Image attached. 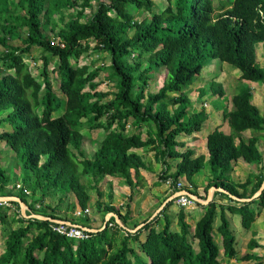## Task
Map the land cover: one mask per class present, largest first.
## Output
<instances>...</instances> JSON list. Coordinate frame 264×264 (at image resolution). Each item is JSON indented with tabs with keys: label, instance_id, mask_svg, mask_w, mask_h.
Listing matches in <instances>:
<instances>
[{
	"label": "trees",
	"instance_id": "1",
	"mask_svg": "<svg viewBox=\"0 0 264 264\" xmlns=\"http://www.w3.org/2000/svg\"><path fill=\"white\" fill-rule=\"evenodd\" d=\"M154 2L0 0V112L7 114L3 121L9 124L0 132V146L5 144L13 152L8 168L0 162V197H19L29 207L30 216L41 213L34 204L43 203L53 188L63 197L73 195L85 212L91 200L86 176L94 180V189L108 176L135 189L140 171L150 169L151 157L142 154L148 149L156 161L163 162L158 185L169 177L174 183L187 180L198 196L191 181L208 166L211 177L205 192L216 187L247 198L252 180L236 183L232 172L239 159L263 163L264 171L259 149L264 140V116L253 102V89L245 85L264 84V66L257 60V46L264 43V0H166L160 12H154ZM95 5L97 11H93ZM130 6L149 17L137 20L128 11ZM94 43L97 46L92 49ZM34 48L46 55L39 79L25 61ZM94 50L109 55V79L117 87L114 93L97 90L102 68L79 65L80 57ZM132 56L133 62H128ZM54 59L57 65L52 72L60 76V94L51 78ZM210 59L239 70L242 85L228 103L233 109L224 113L231 133L224 132L221 125L215 128L206 138V157L196 156L192 149L183 151L185 142L180 139L201 131L209 117L204 104L192 112L190 92L185 88L200 77ZM162 69L167 71V79L157 92H149L150 81L157 80V71ZM212 88L215 95H226L221 83L215 82ZM205 95L203 89L199 98ZM61 110L63 114L55 117ZM86 127L103 130L108 141L92 158L82 156L79 161ZM247 131L252 136L244 141ZM168 158L177 160L170 174ZM263 181L259 179L256 190ZM18 182L22 186L14 195L12 188ZM226 200V206L215 201L204 206L194 227L187 210L180 208V230L173 228L167 212L172 201L159 215L145 219L136 232L125 231L113 217L105 229L83 241L60 235L50 220L24 217L18 202L0 204V222L7 223L13 214V221L19 224L6 237L0 264H223L224 258L236 260L240 251L230 216L240 215L242 227L250 230L256 220L255 206H264V191L251 202H233L228 196ZM62 201L60 198L59 203ZM97 206L106 214L116 213L126 227L133 222L130 203L125 214L111 201L104 204L99 200ZM218 208L221 224L217 227ZM55 213L53 209L51 214L41 215L75 223ZM139 225L133 223L134 229ZM216 228L222 235L223 253L214 235ZM259 247L250 240V250ZM240 261L237 264H264V256L247 253Z\"/></svg>",
	"mask_w": 264,
	"mask_h": 264
},
{
	"label": "rangeland",
	"instance_id": "2",
	"mask_svg": "<svg viewBox=\"0 0 264 264\" xmlns=\"http://www.w3.org/2000/svg\"><path fill=\"white\" fill-rule=\"evenodd\" d=\"M154 1H155L154 2L155 3L154 12H160L166 6V0H154ZM93 11H97L96 5L94 6ZM128 11L130 13H132L133 15H135L136 19L139 21H142L145 18L149 17V13H147V12L143 13V11L136 9L133 6L128 7ZM140 13H143V14H140ZM96 46H97L96 43L91 44L92 49ZM44 55H45V53L40 48H34L31 50V52L29 54H27L25 56V61L30 65L31 70L33 72V75L37 79H39V73L43 69V65H44V57L43 56ZM262 58H264V47H263V56L259 57V61H260L261 65L264 66V59H262ZM127 61L132 62L133 59L128 57ZM109 62H110V58H109V55L107 52L102 51V50L101 51L100 50H94V51H91L88 53H84L80 57L79 65H90V67L92 69H96L98 67L102 68V71L100 72L99 77L96 79V83L98 84L97 90L102 91V92L114 93L115 91H117V87L115 85L114 80L109 79L110 78L109 76L112 75L111 73H109V71H110V69L108 68ZM54 64L57 65L56 59H54L52 61V63H51L52 67L50 66L51 78L53 81L55 91H57L60 94L61 93L60 89H59L60 88V79H59L60 76H59V74L52 72ZM103 64H105V66ZM206 67L207 68L202 72L200 77H198L192 85L186 87L185 91L186 92L192 91L194 85L197 82L200 83L199 86L201 88L203 87L205 90V93H206L205 97L210 100L209 105H212L213 102H216V103L218 102V97H217V95L214 94L212 85H214L215 82L221 83L223 89L227 93V96L222 98L221 102L224 103V105H226L227 108L229 107L230 110H232L233 106L232 105L229 106L228 103H229L230 99L233 97V95L235 93H238V91H239L238 86L242 85V83L238 80L239 79L238 76L240 75V71L236 70L230 64L221 63L217 59H210V61L207 62ZM167 77H168V74H167V71L165 69H162L161 71H157V80H151L150 81L151 84L149 87V92H157L161 88V86L163 85V83L167 79ZM245 85L250 86L251 89H253V91H256L258 88H260V90H259L260 92L258 93V99H259V101L262 100V99H260L262 97L264 99V84L245 82ZM87 90H89V89L87 88ZM109 98L111 99L113 97L110 96ZM254 98H256V97H254ZM262 102H259V104L261 105L262 115L264 116V100H262ZM199 103L203 105V104L207 103V100L200 99ZM208 110H211V107H208ZM63 111L64 110L56 112L54 114V116L58 117V116L62 115ZM6 115L7 114L5 112L4 113L0 112V132H3L7 128L8 123L3 121V119ZM209 116H210V114H209ZM221 117L222 116L220 115V117L218 116L217 119H221ZM208 125H211V124H208ZM214 129H215L214 127H211L210 129H207V127L206 128L203 127L201 129V131L195 132L192 135L185 136L184 138H182L181 140H183V142H185V146L183 147V151L187 150L189 147L190 148L192 147L191 142H192V139L194 138V136L196 134L205 135L207 137ZM222 130L228 134L231 133V127L228 124H227V128L222 127ZM83 133L85 135V141L83 144V154L82 155H80L79 153L77 154L79 161L82 159V156L85 158H92L94 152L98 149V147H100L103 143L105 144L108 141L106 139V135H105L106 133L103 130L91 131V130H89L88 127H86L83 130ZM143 133H144V137L147 138L146 130ZM196 145H201V143L199 142ZM74 152H76V151L74 150ZM142 154L146 155V154H149V152H148V150H143ZM12 156H13V152H11L5 144H2L0 146V162L3 165V167H5V168L9 167V164L12 161ZM149 156H150V154H149ZM166 162H167V167L168 166L170 167V172H174L173 169H175L174 165L177 162V160L168 158L166 160ZM162 163L163 162L158 161V162H155L153 165L152 156H151V161H149V164H148L150 167V172H149L150 174H149V177L147 179V181H148L147 183H150L148 185L149 187L156 188V186H158V187L161 186V185H156V182L158 180L157 178H159V175H160V171H161L160 168L163 167ZM206 173H210V169L208 166H207V168H204L199 174H197L194 177V179H192L191 182H193L196 185L195 188L193 189L194 191H196L197 186L201 188V186L204 184V182H200L202 179H203V181L206 180V178L208 179V175ZM84 182L88 186L91 187V189H90L91 200L89 203V212H87V214H86L87 218L83 217L81 215L79 216L81 209L78 206L77 199L73 195L69 194L66 197H63L59 193L58 190L53 189V188H51L48 191V194L44 198L43 203L34 204L37 207V211L41 212L40 214H37V215H41V214L49 215L53 212V209H56L55 214L58 217H61L62 219H64V218L70 219L71 221L76 222V223L81 224V225H87V226L92 225L91 226L92 229H100L101 227H103L105 220H106L105 217L108 214H106L103 210L98 209L97 202L99 200H101V202L104 204H107L111 201L115 205V207H119V208L121 207V209H122L121 212L123 214H125L127 203H129L130 199L132 198V200L130 202V204H131V216H130L131 218L130 219L134 222H130L132 224L128 225V227H127V230H132V229H134L133 223L138 222V224L139 223L142 224L144 222V220L150 218V216L159 215L160 212H162V210H164V208L166 207L168 202H172V201L174 202V199H172L173 193L171 191H169L165 186H164L163 192H158V194H160V195H158V199H160V201L158 203H157V201L153 202V204L146 206L147 203L150 204L149 201H153L152 196L156 194V191L152 190L151 188L146 189V193L144 194V198H143L144 200L138 199L137 202H135V197L138 195V194H136L137 189L136 188L132 189V187L130 185H126L125 181L122 179H116L115 177H110V176H108L104 179H100V181L98 182V183H100L99 187H98L99 191H98V189H94L95 186H93L94 180L92 179V177L86 176V178L84 179ZM18 184H19V182H18ZM9 188L11 189L12 186H9ZM139 189H141V188L139 187ZM162 189L163 188H161L160 190H162ZM12 191L14 192V195H17L18 190L16 188H12ZM99 193H101L103 195L102 198H99V196H98ZM60 198L63 199V201L61 203H59ZM11 207L14 210L18 211V208L16 206H14V207L11 206ZM20 208H21V213L23 215L21 205H20ZM28 208H29L28 206L25 207V211H28ZM179 211H180V207L175 202L172 206L169 207V209L167 211L168 214L172 216L173 228L176 230L178 229L177 231L180 230V228L177 224ZM110 214L111 215H109L108 218L115 217L116 222L122 228V226H124V224H123V221L121 220V218L120 217L117 218V216H116L117 214H115V213L114 214L110 213ZM195 215L197 217V215L199 216V213L196 212ZM194 219L195 218H194V216H192L191 213L188 214V221L190 222L191 225H193V227L195 225ZM235 221H236L237 225L239 227H241L240 215H236ZM219 223H220V221L217 222V226L219 225ZM3 227L5 228V230L3 229ZM17 227H19V224L13 221V214L9 215V217L7 218V223L3 224L2 222H0V253L3 252V250H4L5 240H6V237L9 233V231L11 229H15ZM112 228H115V227H112ZM214 235L216 237V241L220 245L221 253H223L224 249L222 247L221 234L218 232L217 228H216V230H214ZM235 235L238 236V238H239L238 230H236ZM132 246L135 247V249L138 248V245H136L134 243L132 244ZM238 246H237V248H238V250H240L241 247H240V245H238ZM221 256H223V254H221ZM240 256L241 255H238V257H237L238 259L232 260V261H229L228 259L224 258L223 264L240 263L241 262ZM222 258L223 257H221V259Z\"/></svg>",
	"mask_w": 264,
	"mask_h": 264
},
{
	"label": "crops",
	"instance_id": "3",
	"mask_svg": "<svg viewBox=\"0 0 264 264\" xmlns=\"http://www.w3.org/2000/svg\"><path fill=\"white\" fill-rule=\"evenodd\" d=\"M263 47H264V43H260L257 46V57H258L257 60L259 63H260L259 57L263 56ZM262 59H264V58H262ZM238 78H240V75L238 76ZM201 90H203V87L201 88L200 86H198L194 90H192V92L190 94V99L192 102L191 110L194 113L196 111L201 110V107H202V104L199 103V101H200L199 96H200ZM259 90H260V88H258L256 91H253V102L260 108V111L262 113L261 105L259 104V102H262V100H264V99L262 97V98H260L262 100L259 101V99H258V93L260 92ZM226 96H227V93L224 97H226ZM224 97L218 96V102L217 103L213 102L212 105H209L210 100L207 99L206 97H204L202 99V100H207L208 107H211V110H208V108L206 110V112L208 113V115L210 114V116L208 117V119L204 123L203 127H205V128L207 127V129H210L211 127L217 128L218 126L221 125V127L227 128L228 123L224 120V113L230 111V108L229 107L227 108L226 105H224V103L221 102V99ZM254 97H256V98H254ZM220 115L222 116L221 119H217V117L218 116L220 117ZM208 124H211V125H208ZM251 136H252L251 131H249V132L247 131L246 133L243 134V140L248 141ZM206 138L207 137L205 135L196 134L194 136V138L192 139V142H191L192 147L191 148L189 147L188 149L194 150L196 156L205 155L206 157H208V152L206 149V143H207ZM144 139H146V138L144 137ZM181 141H183V140H181ZM199 142L201 143V145H196ZM259 149H260V152L264 156V140L260 141ZM144 150H148V149H144ZM149 154H150V156H149ZM149 154H147V155L149 157L152 156V161H153V165H154L155 162H158L154 159V152H149ZM262 165H263V163L250 164V163H247L246 161H244L243 159H239L237 162L234 163V165H233L234 169L232 172V179L234 180V182L244 183L248 179L252 180L251 184L246 189L247 198H245V199H249V198L259 199L261 194H259L258 196H255L256 193L262 189L264 191V181H263L261 187L256 190L257 182L259 181L260 178H264V171L262 169ZM205 168H207V166ZM161 169H162V167L160 168V170ZM174 170L175 169H173V171ZM149 172H150V169H148L146 171H140L139 176L136 179V181H138L139 184H138V187L136 190L137 191L136 194H138V195L135 197V202H137L138 199L144 198V194L146 193L147 188H151L152 190L156 191V194L152 196L153 201H149L150 204L147 203L146 206H149V205L153 204V202H156V201L158 203L160 201V199H158V195H160V194H158V192H163V190H164L163 184L160 187L156 186V188L148 186L150 184V183H147L148 182L147 179H148L149 174H150ZM170 173H172V172H170ZM206 174L208 175V178L211 177L210 173H206ZM157 179L158 180L156 182V185H158V182L160 181L159 178H157ZM208 181L209 180L207 178L204 181L202 179L200 182H204V184L201 186V188L198 186L196 187V191H197L198 196L199 197L204 196V198H206V199L197 201V205L195 207L189 209L187 212V215L191 213L192 216H194L195 224H196L197 220L204 213V206H206V204H205L206 200H210V202L215 201L220 205L226 206V204H227L226 197L228 196L233 202H237L229 194L222 192L221 190H213L212 187L207 192H205V187L207 186ZM139 187L141 189H139ZM161 188H163V189L160 190ZM210 197H211V199H210ZM240 203H244V202H240ZM237 205H239V204H237ZM255 210H256V220H255V222L252 225L250 230H245L242 227V224H241V227H239L237 225V223L235 221L236 215L230 216L232 223H233L232 226H233L234 232H236V230H238L239 238H238V236H236V235L235 236H236V239L238 242L237 246L240 245V247H241L239 254H238V255H241L240 256L241 258L244 255H246L247 253H254L259 257L264 256V206L259 207V208H258V206H255ZM196 212L199 213V216L197 215L198 218L195 215ZM220 216H221V213H220V209L218 208V218L216 219V223H215L216 226H217L218 221H220L219 225L221 224ZM240 220H241V216H240ZM252 239L255 240L260 245L259 248H256L254 250H250L248 248L250 240H252ZM221 240H222V237H221Z\"/></svg>",
	"mask_w": 264,
	"mask_h": 264
},
{
	"label": "clouds",
	"instance_id": "4",
	"mask_svg": "<svg viewBox=\"0 0 264 264\" xmlns=\"http://www.w3.org/2000/svg\"><path fill=\"white\" fill-rule=\"evenodd\" d=\"M133 56H135V54L133 55ZM133 56L132 57H130L131 59H133ZM257 59H258V57H257ZM133 62V61H132ZM207 67H205L204 68V70L206 69ZM203 70V71H204ZM199 84L200 83H198V84H195L194 85V87H193V90L196 88V87H198L199 86ZM204 89V88H203ZM190 92V94H191V92L192 91H189ZM226 92V91H225ZM206 96V95H205ZM218 97V96H217ZM201 99V98H200ZM204 107L206 108V110H207V108H208V104L207 103H205L204 104ZM229 112V111H228ZM169 174H170V172H169ZM167 179H170V177L169 178H167ZM166 179V180H167ZM172 179V178H171ZM166 180H165V182H166ZM173 180V179H172ZM165 182L163 183V185L169 190V191H171L172 193H173V197H172V199H174V202L177 204V197H178V194H181L183 191H185L186 190V194H187V196H189L190 197V195L192 194V195H194V196H196V197H198L200 200H205V199H202V198H200L199 196H197V195H195V194H193L192 193V187L190 188V186L189 185H191L190 183H188V182H186V181H183L184 183H185V187H184V189L183 190H178V189H172V188H169V187H167L166 186V184H165ZM19 186V187H18ZM21 184L19 183V184H17L16 185V189L18 190V192H19V190L21 189ZM137 189V188H136ZM17 192V193H18ZM263 193V192H262ZM261 193V194H262ZM26 195H30V191H28L27 189H26ZM10 197H17V196H10ZM19 198V197H18ZM191 198V197H190ZM191 199H193V198H191ZM245 199V198H244ZM131 200L132 199H130V202H131ZM194 201H195V206L197 205V201L195 200V199H193ZM207 201V200H206ZM129 202V203H130ZM251 202V201H250ZM169 203V202H168ZM167 203V204H168ZM245 203V202H244ZM0 204H6V205H10V202H2V203H0ZM113 204V203H112ZM128 204V203H127ZM114 205V204H113ZM178 205V204H177ZM208 205V204H207ZM27 206V205H26ZM115 206V205H114ZM179 206V205H178ZM195 206H193V207H195ZM180 208H183V209H186V210H189V209H191V208H193V207H191V208H184V207H181V206H179ZM117 208H119V207H117ZM121 208V207H120ZM87 212H89V209L87 210V211H80V213H79V216L81 215V216H83V217H86L87 215ZM188 212V211H187ZM26 213H27V211H26ZM114 214V213H113ZM116 214V213H115ZM33 215V214H32ZM35 215H37V214H35ZM109 215H111L110 213H108V215L105 217L106 218V220H105V223H104V225H103V227H101L100 229H92V228H89L87 225H81V224H78V223H72V222H70V221H65V220H55V219H52V218H50L51 220V222H53V223H55L56 225H59V224H65V225H68V226H71V227H77V228H79L80 230H83L87 235H88V238L90 237V234L91 233H96V232H94V231H101V230H103V229H105L106 228V226H107V224H109V222L111 221V217L110 218H108V216ZM31 216V215H30ZM42 216V215H41ZM118 216V215H117ZM45 217V216H44ZM119 217V216H118ZM154 217H156L155 215H152V217L150 218V219H153ZM46 218H48V217H46ZM113 218V217H112ZM115 218V217H114ZM116 219V218H115ZM187 219H188V216H187ZM52 220H55V221H52ZM118 224V223H117ZM56 225H54V226H56ZM112 225V224H111ZM144 226V224H141V225H139L138 227H140V226ZM54 226H53V229H54ZM92 226V225H91ZM125 226V225H124ZM122 226V228H124V230L125 231H129V230H127V227L125 226ZM142 226V227H143ZM137 227V228H138ZM132 229V230H138V229ZM216 230V229H215ZM57 232V231H56ZM130 232V231H129ZM58 233V232H57ZM60 234V233H59ZM61 235V234H60ZM62 236H65V237H67V238H69V239H75V240H79V241H83V240H86V239H88V238H85V239H78V238H70V237H68V236H66V235H62ZM221 237H222V235H221ZM222 241V240H221ZM218 243V242H217ZM219 245V244H218ZM220 246V245H219ZM223 247V246H222ZM238 259V258H237ZM236 259V260H237Z\"/></svg>",
	"mask_w": 264,
	"mask_h": 264
},
{
	"label": "built area",
	"instance_id": "5",
	"mask_svg": "<svg viewBox=\"0 0 264 264\" xmlns=\"http://www.w3.org/2000/svg\"><path fill=\"white\" fill-rule=\"evenodd\" d=\"M165 184L169 188L178 189V190H183L185 187V183L183 181L174 183V181L171 178L167 179ZM189 186L190 188L192 187V185H189ZM186 193L187 192L185 190L181 194H178L177 204L184 208H191L195 206V201L191 199L189 196H187ZM54 230L60 233L61 235H66L70 238H78V239L88 238V235L83 230H80L77 227H71L65 224H59V225L54 226Z\"/></svg>",
	"mask_w": 264,
	"mask_h": 264
},
{
	"label": "water",
	"instance_id": "6",
	"mask_svg": "<svg viewBox=\"0 0 264 264\" xmlns=\"http://www.w3.org/2000/svg\"><path fill=\"white\" fill-rule=\"evenodd\" d=\"M212 189L213 190H221L222 192H225V193L229 194L226 190H224L222 188L212 187ZM262 191H263V189L258 191L255 196H258L259 194H261ZM230 196L233 197L236 201H239V202H250V201L254 200V198L244 199V198H238V197H235V196H232V195H230ZM190 197L195 199L196 201L200 200L198 197H196V196H194L192 194L190 195ZM210 199H211V197H210ZM2 202H18L21 205V207H22V212H23V216L24 217H29V218L33 217V218H37V219H41V220H51L50 218H46V217L41 216V215L33 214L31 216H28L26 214V211H25V207H27V206L20 198H17V197H0V203H2ZM209 203H210V200L205 201L206 205L209 204ZM117 218H118V216H117ZM52 221H55V220H52ZM142 226L138 227L137 229H140ZM129 231L130 232H136V230H129ZM94 232H98V231H94Z\"/></svg>",
	"mask_w": 264,
	"mask_h": 264
}]
</instances>
